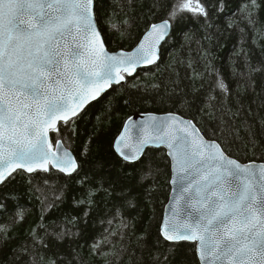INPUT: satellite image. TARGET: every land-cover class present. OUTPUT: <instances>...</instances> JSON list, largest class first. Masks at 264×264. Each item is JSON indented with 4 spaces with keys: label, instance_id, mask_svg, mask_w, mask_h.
Segmentation results:
<instances>
[{
    "label": "trees",
    "instance_id": "trees-1",
    "mask_svg": "<svg viewBox=\"0 0 264 264\" xmlns=\"http://www.w3.org/2000/svg\"><path fill=\"white\" fill-rule=\"evenodd\" d=\"M176 3L94 1L110 51H130L161 21L171 23L170 36L157 64L51 132L75 156L74 174L19 171L0 186V264H199L195 245L160 236L165 151L148 149L129 164L113 142L134 115L172 113L228 157L264 163V0H201L206 15L171 18Z\"/></svg>",
    "mask_w": 264,
    "mask_h": 264
},
{
    "label": "snow or ice",
    "instance_id": "snow-or-ice-1",
    "mask_svg": "<svg viewBox=\"0 0 264 264\" xmlns=\"http://www.w3.org/2000/svg\"><path fill=\"white\" fill-rule=\"evenodd\" d=\"M93 5L94 0H0V184L17 169L48 171L51 165L71 175L76 161L53 150L49 133H59L60 121L73 122L104 86L124 80L121 72L132 75L138 64L155 62L143 43L131 54H109ZM185 10L206 15L201 0H177L170 16ZM168 23L152 26L160 39ZM193 129L191 121L177 126L175 119L153 118L141 127L131 154L119 147L123 135L116 150L125 161L138 160L149 145L170 150L183 175L171 221L161 228L165 240L195 242L201 264H264V164L241 165ZM184 194L189 199L181 208Z\"/></svg>",
    "mask_w": 264,
    "mask_h": 264
},
{
    "label": "water",
    "instance_id": "water-1",
    "mask_svg": "<svg viewBox=\"0 0 264 264\" xmlns=\"http://www.w3.org/2000/svg\"><path fill=\"white\" fill-rule=\"evenodd\" d=\"M95 1V0H94ZM195 7V4L193 5ZM93 10H94V14H95V8H94V5H93ZM198 13V12H197ZM164 21H161V22H158V23H154V24H151L149 26V28L147 29V31L143 34V36L141 37V39L138 41V43L136 44V46L131 49L130 51H124V50H118V51H110L107 46L105 45V42H104V46H105V49L106 51L109 53V54H113V55H119L121 52H123L125 55L127 54H131V53H134L137 51V49L140 47V45L143 43L145 49H149L151 48V54L148 56V59L151 60V59H155V62L154 63H148L147 61L143 62V63H140L136 66V69L135 71L132 73V75H128L127 72H121V74L125 77L124 80H122L120 83H112L111 86H104L105 87V91H103L95 100H89V102L87 104L84 105L83 109L79 112V115L86 109V107H88L90 104L98 101L100 98H102L103 96L107 95L112 88H115V87H118V86H122L125 84L126 82V79H130L132 77H134L137 73L141 72V71H144L146 69H149L151 67H153L155 64L158 63V61L160 60V57H161V52H162V47L163 45L165 44V42L167 41V39L169 38L170 36V33H171V29H172V25L171 23L169 22L168 23V27L167 29L165 30L164 32V35H163V38L160 39L158 37V34L156 32L153 31V25H159V24H162ZM97 28L98 30L100 31L99 29V26H98V23H97ZM102 35V34H101ZM103 38V36H102ZM104 40V39H103ZM78 115V116H79ZM77 116V117H78ZM76 117H74L73 119H75ZM155 118V120L157 122H170L172 121L173 119H175V121L177 122V126H179V124H181L182 122L184 121H191V120H188V119H185L179 115H176V114H172V113H166V114H150V113H147V114H138V115H134L130 118H128L125 123L123 124L122 126V129L121 131L119 132V134L117 135V137L115 138L114 142H113V150L115 152V154L125 163H129V164H133V163H137L144 155V153L148 150V149H163L166 153V156L167 158L169 159V163H170V179H169V187H170V191H169V196H168V201L167 203L165 204L164 206V210H163V216H162V221H161V224H160V229H159V232H160V236L163 238V236L161 235V228L163 226V223L166 219H169L171 221V218L173 216V213H172V208L175 206V202L177 200V198L181 195V181H180V175H183V174H180L178 175L177 173V168H176V164H175V161H173L171 159V157L169 156V149L166 148L165 146L161 145L160 147H154V146H145L143 148V151H142V154L140 155L139 159L136 160V161H125L123 159V157L120 155L119 152H117L116 148H117V141L120 139V137L123 135L124 136V140H121L120 143H119V147L124 151V152H127L129 154L132 153V150L136 147L137 145V140L138 138L142 135L141 133V127L147 123V122H151V120ZM192 122V121H191ZM63 123V121H60L58 123V126L59 124ZM192 124L194 125V129L193 131L195 132L196 135H198L199 137H201L204 141V143L206 145H210L211 143H216L218 144L217 142H214V141H208L204 138V136L202 135V133L200 132L199 128L192 122ZM127 129V131H126ZM49 139L51 140V132L49 133ZM60 144H61V147L59 149H56L55 148V143L53 144V150L56 151L58 153V155L60 156H63V154L65 152H67L69 154V157L73 160L76 161V158L75 156L73 155V153L68 150L64 144L59 141ZM219 145V144H218ZM220 146V145H219ZM220 149L222 150V148L220 147ZM223 151V150H222ZM224 152V151H223ZM225 154V153H224ZM226 157H228L226 154H225ZM230 158V157H228ZM232 159V158H231ZM235 160V159H234ZM238 162V161H237ZM240 163V162H239ZM241 165H246V166H251L253 169H258L260 165L264 164V163H240ZM76 165H77V168H78V163L76 161ZM76 168V170H77ZM52 170V171H55V172H58V173H61L62 175H65V176H70L67 172H61L58 168H55V167H52L51 165L48 166V171L49 170ZM23 172L27 175H31L35 172H48V171H43V170H40L39 168L34 171V172H27L25 171L24 169H17L15 172L12 173V175H14L16 172ZM74 172L71 173L74 174ZM11 175V176H12ZM10 176V177H11ZM8 177V179L10 178ZM190 178V177H189ZM7 180V179H6ZM5 180V181H6ZM4 181V182H5ZM187 181H185L184 183H186ZM3 184V183H2ZM0 184V186L2 185ZM189 199V194H184V199L180 201V207L183 208L184 207V204L185 202ZM187 211H192L191 209H188ZM185 216V213L182 212L181 213V216L178 218V219H183ZM164 239V238H163ZM165 240V239H164ZM166 242L168 243H171V244H178V243H188V244H192V245H195V252H196V257H197V260L199 262V264H201L200 262V259L198 257V254H197V244L195 242H192V241H179V242H172V241H167L165 240ZM217 264H220V262L218 261Z\"/></svg>",
    "mask_w": 264,
    "mask_h": 264
}]
</instances>
